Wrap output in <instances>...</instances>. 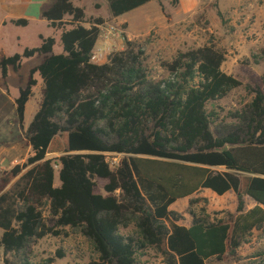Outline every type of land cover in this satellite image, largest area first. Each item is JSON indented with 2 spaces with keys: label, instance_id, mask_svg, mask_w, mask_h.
I'll list each match as a JSON object with an SVG mask.
<instances>
[{
  "label": "trees",
  "instance_id": "1",
  "mask_svg": "<svg viewBox=\"0 0 264 264\" xmlns=\"http://www.w3.org/2000/svg\"><path fill=\"white\" fill-rule=\"evenodd\" d=\"M49 1L42 19L62 32L63 53L55 54V38L42 37L41 47L0 60L7 81L11 69L21 72L25 59H42L16 100L23 130L36 76L44 83L40 109L25 132L34 155L0 181L4 263L32 264L33 245L68 236L67 229L87 239L97 264H137L148 249L162 254L165 264L235 256L264 229V89L246 86L252 102L231 114L235 122H220L208 104L244 84L223 71L227 57L216 46L164 62L162 79L151 75L141 47L130 41L109 63L97 65L92 57L104 21L87 22L86 11L75 5L82 0ZM151 1L109 0V5L121 17ZM58 153L64 154L58 161L60 187L48 157ZM110 153L122 156L115 168L107 161ZM97 179L108 181V196L97 194ZM202 190L220 197L234 192L237 215L211 222L206 212L192 214L190 229L180 225L182 217L170 208ZM246 197L256 204L249 211ZM132 226L136 238L122 235Z\"/></svg>",
  "mask_w": 264,
  "mask_h": 264
},
{
  "label": "rangeland",
  "instance_id": "2",
  "mask_svg": "<svg viewBox=\"0 0 264 264\" xmlns=\"http://www.w3.org/2000/svg\"><path fill=\"white\" fill-rule=\"evenodd\" d=\"M77 7L86 11L87 22L101 19L102 26H115L119 36L107 43L99 38L98 50L107 54L100 63H109L110 58L126 50V41L137 43L145 54L146 64L151 75L157 79L166 76L162 64L174 60L180 53H187L206 46H216L226 54L223 71L239 79L244 87L235 90L223 100L208 104L209 112L217 114L220 122L233 123L231 114L243 110L253 100L246 86L264 89V0H186L183 4L173 0H152L146 6L122 17L113 16L109 0H82L75 2ZM191 7V9H190ZM39 34L57 38L55 54L63 53L61 32H56L44 23L30 28L11 27L0 33L7 57L23 54L26 49L41 45ZM22 40L18 41V37ZM0 51V60L2 55ZM5 56V57H6ZM42 59L38 56L25 59L19 74L10 70L9 79L4 81L0 72V181L4 173L17 165L25 164L34 153L26 146L25 132L38 113L44 84L39 81L34 96L27 106L25 127L17 123L16 100L20 89L26 86L31 69L38 66ZM64 154H51L49 159L55 163L57 171L56 187H60L58 165ZM117 162L121 158H117ZM114 161V160H112ZM97 194L108 196L105 191L107 180L97 179ZM194 200L195 205H191ZM246 210L255 202L246 197ZM238 197L232 192L223 197L203 190L193 198L179 201L171 210L178 213L181 225L191 226L193 215L202 217L207 213L211 222L237 215ZM68 236L48 237L35 243L31 249L32 264H97L99 258L92 245L79 232L67 229ZM122 235L137 237L136 229H122ZM3 230L0 229V239ZM64 257H60L59 254ZM12 260V256H9ZM0 264L4 263V251L0 247ZM137 264H165V259L155 249H148L138 255ZM208 264H264V229L255 231L242 245L235 256L228 255L223 261L216 259Z\"/></svg>",
  "mask_w": 264,
  "mask_h": 264
},
{
  "label": "crops",
  "instance_id": "3",
  "mask_svg": "<svg viewBox=\"0 0 264 264\" xmlns=\"http://www.w3.org/2000/svg\"><path fill=\"white\" fill-rule=\"evenodd\" d=\"M173 2H180V4H183L184 2H186V0H173ZM50 5H51V2L49 0H0V33L2 31H4L5 29H10L11 27H17V26H15V25L12 24V21H18V20H26V21L29 22V25L27 27H17V28H25V29H27V28H30L32 25L39 24V23H44L47 27H49L48 23L45 20L42 19V12L46 8H48ZM190 9H191V7H190ZM52 30H54V29H52ZM56 32H61V31H55L54 30V36H55V33ZM42 37L45 38V39L48 38V37H45V36L39 34V40L41 42V45H42V39H41ZM53 38H55L56 41H57L56 36L53 37ZM3 40H5V37H2V39L0 38V51H1V53H3L4 52V49H5ZM17 40L18 41H21L22 38L19 36ZM41 45L39 47H41ZM2 56L5 57L6 55H4V53H3ZM206 191H210V190H206ZM210 192H212V191H210ZM230 193H232V192H230ZM230 193H228V194H230ZM193 197H191V198H193ZM187 199H189V198H187ZM182 200H186V199H182ZM179 201H181V200H179ZM177 203H175L170 208V210ZM255 206H256V204H255ZM192 225H193V223H192ZM192 225L191 226H184V225H182V226L190 229L192 227Z\"/></svg>",
  "mask_w": 264,
  "mask_h": 264
},
{
  "label": "built area",
  "instance_id": "4",
  "mask_svg": "<svg viewBox=\"0 0 264 264\" xmlns=\"http://www.w3.org/2000/svg\"><path fill=\"white\" fill-rule=\"evenodd\" d=\"M120 30L116 28L115 26H100V40L110 43L113 39H116L119 36ZM107 54L106 50H98L96 47L93 52L92 62L94 64L100 65L102 60H104L105 56ZM107 155V161L111 164L112 168H115L119 163L117 162V158H122L121 155L117 154H106ZM114 160V161H112Z\"/></svg>",
  "mask_w": 264,
  "mask_h": 264
}]
</instances>
